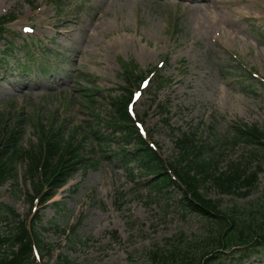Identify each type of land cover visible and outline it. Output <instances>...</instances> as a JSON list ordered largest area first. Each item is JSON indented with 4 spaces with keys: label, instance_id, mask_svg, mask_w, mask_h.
I'll return each mask as SVG.
<instances>
[{
    "label": "rangeland",
    "instance_id": "obj_1",
    "mask_svg": "<svg viewBox=\"0 0 264 264\" xmlns=\"http://www.w3.org/2000/svg\"><path fill=\"white\" fill-rule=\"evenodd\" d=\"M204 3L0 0V142L14 131L32 150L42 129L57 131L89 159L47 204L32 202L29 164L17 160L16 176L0 185V237L14 227L11 208L50 245L40 249L45 264L61 255L72 264H152L156 249L197 251L214 222L185 207L178 185L159 191L135 178L112 160L116 144L98 138L111 134V100L144 78L150 83L134 110L163 159L176 155L179 129L196 131L220 153L221 169L243 163L259 171L249 197L215 188L204 195L221 210L264 204V146L235 139L232 126L264 130V0ZM238 263L225 254L209 264Z\"/></svg>",
    "mask_w": 264,
    "mask_h": 264
},
{
    "label": "trees",
    "instance_id": "obj_2",
    "mask_svg": "<svg viewBox=\"0 0 264 264\" xmlns=\"http://www.w3.org/2000/svg\"><path fill=\"white\" fill-rule=\"evenodd\" d=\"M130 94L129 97L123 96L113 101V120L114 128L120 134L119 139H122L125 145H130L133 141L136 145L131 151L123 150L118 154L121 156L116 157L123 160L131 155L127 162L136 161L144 172L154 175L155 188H168L174 181L168 175L164 161L141 137L128 112ZM15 135L11 133L7 143L0 145V185L15 176L16 158L23 156V150L19 147ZM234 136L236 139L262 144L264 133L255 126L243 124L238 126ZM43 141L46 144L45 150L42 147L33 150L26 158L29 161V179L35 192L33 198L42 195L43 200L48 201L75 174L83 160L79 159L78 150L64 152L62 138L56 135H46ZM176 146L179 158L170 166L184 188V200L189 202L187 205L191 206L192 211L214 218L221 227L218 234L215 233L208 239L204 246L205 251L199 258L189 249L184 251L174 249L169 253L167 250L156 249L151 252L152 264H208L212 259L210 255L216 252H225L237 246H243L247 250L264 247V205L256 211L259 215L251 212L247 217L239 219L235 215L220 216L217 202L206 199L201 192L202 186L210 183L222 193H234L242 188L247 196L256 186L258 172L251 171L242 163L229 166L224 171L220 170L218 155H207L206 152L210 149L197 141L194 133L191 135L182 133L177 137ZM193 201L196 202L195 205ZM7 209L13 217L18 216L14 210ZM229 219L232 225L227 223ZM10 236L7 240L11 243L6 251H2V246L8 241H0V264H33L31 258L35 242L46 250V244L37 234L27 233L22 221H19L15 233ZM233 254H236V251ZM58 264L71 263L66 258L64 262Z\"/></svg>",
    "mask_w": 264,
    "mask_h": 264
},
{
    "label": "bare ground",
    "instance_id": "obj_3",
    "mask_svg": "<svg viewBox=\"0 0 264 264\" xmlns=\"http://www.w3.org/2000/svg\"><path fill=\"white\" fill-rule=\"evenodd\" d=\"M221 0H207V2H209V3H207V4H209L208 6H210V3L213 5V8L215 9V7H216V4L218 3V2H220ZM207 6V7H208ZM225 23V22H224Z\"/></svg>",
    "mask_w": 264,
    "mask_h": 264
}]
</instances>
